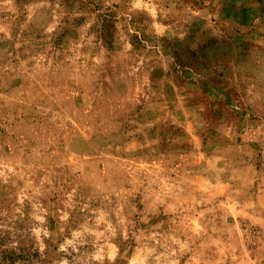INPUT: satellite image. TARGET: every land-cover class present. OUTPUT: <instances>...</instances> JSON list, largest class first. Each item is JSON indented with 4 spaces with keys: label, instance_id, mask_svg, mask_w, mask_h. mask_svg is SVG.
<instances>
[{
    "label": "rangeland",
    "instance_id": "374dc122",
    "mask_svg": "<svg viewBox=\"0 0 264 264\" xmlns=\"http://www.w3.org/2000/svg\"><path fill=\"white\" fill-rule=\"evenodd\" d=\"M0 264H264V0H0Z\"/></svg>",
    "mask_w": 264,
    "mask_h": 264
}]
</instances>
